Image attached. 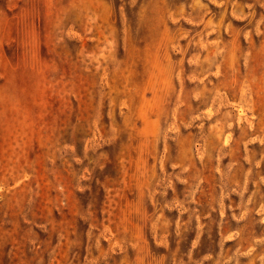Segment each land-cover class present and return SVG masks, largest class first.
Here are the masks:
<instances>
[{
    "label": "rangeland",
    "instance_id": "374dc122",
    "mask_svg": "<svg viewBox=\"0 0 264 264\" xmlns=\"http://www.w3.org/2000/svg\"><path fill=\"white\" fill-rule=\"evenodd\" d=\"M0 264H264V0H0Z\"/></svg>",
    "mask_w": 264,
    "mask_h": 264
}]
</instances>
